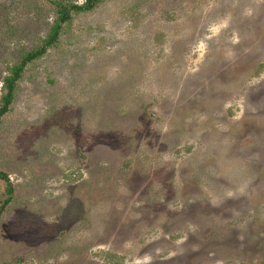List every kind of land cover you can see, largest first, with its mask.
I'll list each match as a JSON object with an SVG mask.
<instances>
[{"label": "rangeland", "instance_id": "obj_1", "mask_svg": "<svg viewBox=\"0 0 264 264\" xmlns=\"http://www.w3.org/2000/svg\"><path fill=\"white\" fill-rule=\"evenodd\" d=\"M0 0V109L56 3ZM0 264H264V0H98L0 122Z\"/></svg>", "mask_w": 264, "mask_h": 264}, {"label": "trees", "instance_id": "obj_2", "mask_svg": "<svg viewBox=\"0 0 264 264\" xmlns=\"http://www.w3.org/2000/svg\"><path fill=\"white\" fill-rule=\"evenodd\" d=\"M98 0H86V2L83 5L78 4H62V3H56L58 7V21L56 25L52 28L49 36L45 39L44 44L41 46V48L28 52L21 61L16 64L11 70V76L7 78L6 80V87H7V93L3 97V106L0 109V122L5 113L9 111V107L12 103L15 89L17 86V82L21 79L22 74L27 67V65L34 60L40 58L43 54L47 52V49L52 46L60 36V31L62 28V24L70 21L72 19V11L74 12H82V11H88L93 8L94 4ZM1 177H4V179L7 181V190L9 196L6 198V200L3 203V207L7 205V203H10L12 200V195L14 193L13 187L11 186L10 182L8 181L7 175L4 173H0Z\"/></svg>", "mask_w": 264, "mask_h": 264}]
</instances>
